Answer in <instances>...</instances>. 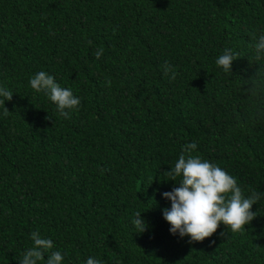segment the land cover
Here are the masks:
<instances>
[{
  "label": "trees",
  "instance_id": "trees-1",
  "mask_svg": "<svg viewBox=\"0 0 264 264\" xmlns=\"http://www.w3.org/2000/svg\"><path fill=\"white\" fill-rule=\"evenodd\" d=\"M262 34L264 0H0L13 93L0 104V264H20L32 232L61 264H264V195L245 231L220 224L199 242L170 234L161 196L193 142L245 196L264 194ZM226 48L231 74L216 64ZM40 71L80 98L70 118L31 88Z\"/></svg>",
  "mask_w": 264,
  "mask_h": 264
},
{
  "label": "clouds",
  "instance_id": "clouds-1",
  "mask_svg": "<svg viewBox=\"0 0 264 264\" xmlns=\"http://www.w3.org/2000/svg\"><path fill=\"white\" fill-rule=\"evenodd\" d=\"M91 43L92 41H88L89 45ZM254 48L256 58L260 59L264 55V34L258 37ZM94 55L99 59L103 50L97 49ZM237 59L238 53L226 48L216 59V64L225 73L231 74L232 63ZM163 70L165 75L171 73L170 80H175L178 75L167 62ZM29 84L35 92L45 93L65 119L70 118L71 112L79 110L80 98L74 96L71 89L56 83L53 76L40 71L30 78ZM12 97L13 93L9 89L0 87V104L5 105ZM5 111L9 112L7 108ZM196 148L195 142L186 144L184 154L179 156L174 166L162 173L174 184L171 191L161 193L162 198L171 203L170 209H162L163 218L170 225V234L178 233L181 238L190 237L189 242H199L211 237L220 224L227 226L233 233L245 231V226L257 216V212L250 211L252 206L264 194L252 190L245 196L235 177L218 165L202 159L200 155H193ZM177 178L179 182L175 183ZM141 214L137 212L132 221L139 233H143L148 227ZM30 236L33 247L25 251L20 264H39L40 261H44V264H61L63 255L60 251H53L51 239L42 238L39 232H32ZM46 253L48 255L45 259ZM86 264H103V261L89 257Z\"/></svg>",
  "mask_w": 264,
  "mask_h": 264
}]
</instances>
